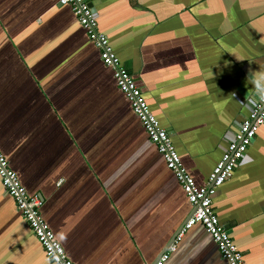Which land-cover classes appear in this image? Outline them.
Segmentation results:
<instances>
[{"label": "crops", "instance_id": "crops-1", "mask_svg": "<svg viewBox=\"0 0 264 264\" xmlns=\"http://www.w3.org/2000/svg\"><path fill=\"white\" fill-rule=\"evenodd\" d=\"M207 182L264 86V0H88ZM69 6L0 0V147L75 264H155L193 206ZM214 209L264 264V125ZM0 264H54L0 179ZM165 264H229L201 224Z\"/></svg>", "mask_w": 264, "mask_h": 264}, {"label": "built area", "instance_id": "built-area-1", "mask_svg": "<svg viewBox=\"0 0 264 264\" xmlns=\"http://www.w3.org/2000/svg\"><path fill=\"white\" fill-rule=\"evenodd\" d=\"M59 2L71 8L90 40L100 48L103 63L113 70L117 86L125 94L133 111L142 122L149 139L162 154L167 167L175 174L193 206V212L155 264H165L172 253L177 251L186 232L198 224L204 226L212 235L222 257L229 264H248L244 253L234 242L231 232L216 213L214 198L219 188L232 178L248 148L254 142L260 127L264 125V98H262L264 88L250 114L245 116L239 124L238 132L229 140L221 160L212 170L207 182L199 184L186 168L170 132L153 113L134 75L122 64L107 34L99 29L98 13L94 6L88 0H59ZM0 179L6 192L14 198L18 209L41 242L50 260L54 264H75L42 214L43 199L37 194L29 193L18 173L10 166L1 147Z\"/></svg>", "mask_w": 264, "mask_h": 264}, {"label": "clouds", "instance_id": "clouds-1", "mask_svg": "<svg viewBox=\"0 0 264 264\" xmlns=\"http://www.w3.org/2000/svg\"><path fill=\"white\" fill-rule=\"evenodd\" d=\"M258 84V86H264V74L261 75V77L259 78V80L256 82ZM264 98V97H262Z\"/></svg>", "mask_w": 264, "mask_h": 264}, {"label": "water", "instance_id": "water-1", "mask_svg": "<svg viewBox=\"0 0 264 264\" xmlns=\"http://www.w3.org/2000/svg\"><path fill=\"white\" fill-rule=\"evenodd\" d=\"M60 4H61V3H60ZM61 5H62V4H61ZM40 197H41V196H40ZM41 198L43 199V197H41ZM193 210H194V209H193ZM193 210H192V212H193ZM189 216H190V215H189ZM189 216H188V217H189ZM181 228H182V227H181ZM181 228H180V229H181ZM180 229H179V231H180ZM179 231H178V233H179ZM178 233H177V234H178ZM177 234H176V235H177ZM175 237H176V236H175ZM175 237L173 238L172 242L174 241Z\"/></svg>", "mask_w": 264, "mask_h": 264}, {"label": "trees", "instance_id": "trees-1", "mask_svg": "<svg viewBox=\"0 0 264 264\" xmlns=\"http://www.w3.org/2000/svg\"><path fill=\"white\" fill-rule=\"evenodd\" d=\"M32 195V194H31Z\"/></svg>", "mask_w": 264, "mask_h": 264}]
</instances>
